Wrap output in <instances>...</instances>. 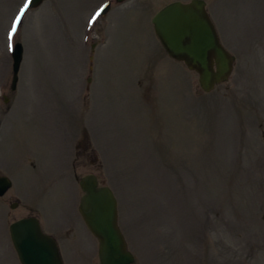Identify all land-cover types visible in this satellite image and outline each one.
I'll use <instances>...</instances> for the list:
<instances>
[{
  "label": "rangeland",
  "instance_id": "rangeland-1",
  "mask_svg": "<svg viewBox=\"0 0 264 264\" xmlns=\"http://www.w3.org/2000/svg\"><path fill=\"white\" fill-rule=\"evenodd\" d=\"M26 1L0 0V264H19L8 229L31 211L63 264H99L76 204L89 173L117 198L133 264H264V0H204L235 58L208 94L151 24L191 0H113L100 17L107 0H46L10 38Z\"/></svg>",
  "mask_w": 264,
  "mask_h": 264
},
{
  "label": "water",
  "instance_id": "water-1",
  "mask_svg": "<svg viewBox=\"0 0 264 264\" xmlns=\"http://www.w3.org/2000/svg\"><path fill=\"white\" fill-rule=\"evenodd\" d=\"M42 1L31 0L28 6L36 7ZM107 10L108 4L102 14ZM152 25L167 55L197 73L203 93L228 81L235 59L220 44L204 1L170 3L155 14ZM21 55V46L17 44L13 52L12 89L17 81ZM10 186L7 178H0V196ZM79 186L83 192L79 212L99 242L100 264H132L133 257L126 250L117 226V202L112 191L108 187H99L93 175L81 178ZM10 236L21 264H63L56 243L42 234L36 219L27 218L12 224Z\"/></svg>",
  "mask_w": 264,
  "mask_h": 264
},
{
  "label": "flooded vegetation",
  "instance_id": "flooded-vegetation-1",
  "mask_svg": "<svg viewBox=\"0 0 264 264\" xmlns=\"http://www.w3.org/2000/svg\"><path fill=\"white\" fill-rule=\"evenodd\" d=\"M86 151H87L86 148H83V149L80 148V150H79L80 153L79 154L83 157V155L86 154ZM0 178H2V177L0 176ZM4 196H5V194L1 195L0 198H3ZM15 207H17V203L10 204V209L14 210ZM29 216L35 217V216H38V214H36V212H34V211H31L29 213ZM46 234L49 235L52 239L55 240V237H54V235L52 233H46Z\"/></svg>",
  "mask_w": 264,
  "mask_h": 264
},
{
  "label": "snow or ice",
  "instance_id": "snow-or-ice-1",
  "mask_svg": "<svg viewBox=\"0 0 264 264\" xmlns=\"http://www.w3.org/2000/svg\"><path fill=\"white\" fill-rule=\"evenodd\" d=\"M17 19H19V18H17Z\"/></svg>",
  "mask_w": 264,
  "mask_h": 264
},
{
  "label": "bare ground",
  "instance_id": "bare-ground-1",
  "mask_svg": "<svg viewBox=\"0 0 264 264\" xmlns=\"http://www.w3.org/2000/svg\"><path fill=\"white\" fill-rule=\"evenodd\" d=\"M22 25V24H21Z\"/></svg>",
  "mask_w": 264,
  "mask_h": 264
}]
</instances>
